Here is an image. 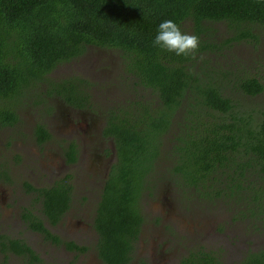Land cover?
<instances>
[{
	"label": "trees",
	"instance_id": "1",
	"mask_svg": "<svg viewBox=\"0 0 264 264\" xmlns=\"http://www.w3.org/2000/svg\"><path fill=\"white\" fill-rule=\"evenodd\" d=\"M217 24L231 33L218 37ZM259 27L264 29V0H0V128L18 121L14 99L34 82H47L49 91L66 103L89 107L87 80L47 79L53 67L82 55L88 46L120 51L125 70L152 91L150 97L139 95L103 114V135L114 145L115 161L94 214L95 249L102 263L130 261L143 221L138 201L150 188L149 176L169 133V173L178 186L211 197L217 194L212 179L225 175L229 194L247 199L251 213H264V110L259 121L237 111L224 87L234 73L213 62L232 42H257ZM234 75L232 87L244 95L263 92L258 76ZM34 134L39 142L49 137L42 124ZM65 156L68 162L76 160L72 143ZM250 171L258 176L257 187L246 182ZM66 179L37 189L26 185L39 198L42 217L30 210L22 217L31 230L54 241L58 237L45 221L55 224L68 207ZM65 245L85 249L71 241ZM0 252L4 260L7 254L30 263L40 260L20 238L0 235ZM177 264L221 261L199 248ZM237 264H264V246Z\"/></svg>",
	"mask_w": 264,
	"mask_h": 264
},
{
	"label": "rangeland",
	"instance_id": "2",
	"mask_svg": "<svg viewBox=\"0 0 264 264\" xmlns=\"http://www.w3.org/2000/svg\"><path fill=\"white\" fill-rule=\"evenodd\" d=\"M215 28L216 35L220 38L231 33L224 24H217ZM256 32L259 34L257 42L248 39L232 42L225 46L222 55L214 57L213 62L231 69L234 74L258 76L264 85L263 27H259ZM234 74H229L230 80H224V87L236 103L235 109L241 113L246 112L259 121L262 118L261 110H264V90L254 96L244 95L232 87L233 78L237 76ZM73 77L88 81L84 89L91 102L89 108L96 113L90 120L98 118L99 122L102 121V115L107 109L124 104L131 98L139 95L152 96L150 89L138 84L125 70L120 51L113 48L88 46L82 55L58 63L47 75V79L52 81ZM14 104L18 121L0 128V235L23 239L40 260L30 263L23 256L11 254H7L4 260L0 252V264H103L97 257L96 240L90 243L87 241L84 251L64 252L60 245L49 243L45 234H37L31 230L22 213L30 210L42 217L39 198L35 191L27 188V184L40 188L67 178L66 181L71 186V202L65 219L69 225L62 226L61 230L67 236L63 229L67 230L70 225L78 224L82 227L90 224L91 229V205L95 204V200L85 197L89 190L95 191L93 194L97 197L99 183L103 179L99 171L103 168L91 170L87 166L106 162L108 158L102 157L103 149H110V141L96 137L90 143L87 140L82 143L83 136L78 129L80 125L90 124L89 113L85 107L79 109L49 91L47 82H34L25 87L22 94L14 99ZM37 124H42L49 133V137L43 142L35 138L34 128ZM96 125L97 120L90 132H98L99 126L95 127ZM94 134L91 135L95 136ZM172 137V133L165 136L161 154L156 160L151 177L149 176L147 184L150 188L144 189L140 196V204L146 216L143 226L145 234L155 227L153 219L163 221L161 212H164L168 216L170 214L171 219L163 221L162 225L167 226L163 234L171 243H175L162 251L159 246L152 248L161 242L153 243V237L146 238L144 235L140 244L144 242L145 249H150V258L144 255L150 264H156L160 258H169L173 250L180 247H184L182 253L186 248H201L212 252H217L220 248L223 250L221 261L226 263L246 247L250 251L263 247L264 213L260 210L257 215L251 213L250 207H246L247 199L229 194L230 183L225 175H217L216 179H212L211 185L213 190H217V194L211 197H201L193 190L182 189L176 184L169 173L172 164L168 150ZM74 142L78 145L81 143L86 149L81 151L79 159L69 164L65 154L68 144ZM92 145L97 147L96 151L90 149L93 148ZM84 151H94L95 156L86 159L83 157ZM249 181L255 187L259 183L258 176L253 171L246 173V182ZM82 208L89 209V214L85 213L86 217L79 215ZM159 215L161 218L157 217ZM47 228L54 232L48 226Z\"/></svg>",
	"mask_w": 264,
	"mask_h": 264
},
{
	"label": "flooded vegetation",
	"instance_id": "3",
	"mask_svg": "<svg viewBox=\"0 0 264 264\" xmlns=\"http://www.w3.org/2000/svg\"><path fill=\"white\" fill-rule=\"evenodd\" d=\"M85 108H86L85 109L86 112L89 113V120L91 119L92 115L96 116V113L92 112L89 107H85ZM103 117H104V115H102V119H101L102 121H100L101 123L99 122L98 118H94L93 120H90V124L80 125V127L78 129L79 131H81L80 135L82 134V136H83V137H81L82 138V143L85 140L89 141V143H90L92 141V139H94L96 137H99V139L100 138L103 139V141L109 140L110 143H111L110 149H108V148L103 149L104 155L102 157L103 158L104 157L108 158L105 163L102 161L101 164L100 163L96 164V165L95 164H91V165L87 166V168L91 169V170L94 169V168L98 169V170L103 168L101 171H99V175L102 176L103 179L101 180V183H99L100 188H99L97 197H95L96 194H93V193H95V191H91V190L88 191V193H87V195L85 197L87 199L89 198L88 200H92V199L95 200L94 201L95 204L91 205L92 206V213H91V215H92V228L90 229V224L89 225L85 224L82 227H79L78 224L77 225H70L67 230L63 229V231L67 234V236L64 235V233L61 230V227L62 226L66 227L67 225H69L68 224V220L65 219V218H66V214L68 213V211H70L69 207H70L71 199H70L69 205L66 208V210L62 212V215H61L60 219L58 220V222H56L55 224H49V223H47L45 221V224L51 230L54 231V232H52V231L49 230L50 233L52 235H56L58 237V241H54L53 239H49L48 242L51 243L54 246L60 245L61 248L63 249V251L67 252V253H70L71 251H73L74 253H77V252H81V250L68 248V247H66L65 242L71 241V242L77 244L78 246H84L86 248V242L87 241L89 243L92 240H96L97 241V233H96V230L93 227L96 203L99 200V194H100V191H101V188H102V185H103V181L106 178V175H107V173L109 171V168H110L111 164H113V162L115 161V153H114V147H113L114 145H113L110 137L103 135V126L105 125V121H104ZM96 120H97V125L95 127H98L99 123H100V126H99L98 132L94 134V133H92L90 131H92V127H93L94 123L96 122ZM91 134H94L95 136H92ZM45 140H43V141H45ZM81 145H82L81 143H80V145H78L76 142H74V144H73V147H74V149H75V151L77 153L76 154V159L77 158L79 159V157L81 155V151L86 149V148H83ZM68 146H69V144H68ZM92 146H93V148H90V149L96 151L97 147H95L94 145H92ZM101 149H102V147H101ZM94 151H89L88 153H86L84 151L85 153H84L83 157L86 158V159H89V158L95 156V154L93 153ZM103 158H102V160H103ZM69 164H71V162ZM35 189H37V188H35ZM33 191H35V190H33ZM141 195H142V193H141ZM138 202H139L140 211H141L142 216H143V221H142V223L140 225V229H139L136 241L134 243L135 246H134V249H133L132 257H131L130 261L128 262V264H150V262L148 261L147 257L144 256V255H146V256H148V258H150V255H152V254H150V249H145L144 242H142L141 244H140V242H141V240L143 239V237L145 235L146 238L147 237H153L154 238L153 243L161 242V244H156V245L152 246V248H155V247L159 246L160 247L159 249L163 251V249L165 247H169L170 245H174L175 243H171L168 240V238L166 236H164L163 231L167 229V226H166V224L162 225L163 221H169L167 219H171V217H169L170 214L168 216L166 213L161 212V216H162L163 221L161 220V222H159L160 221L159 219H156V218L153 219L152 223H153V225H155V227L153 226V228L151 230H149V231L147 230V234H145V231L143 230V226H144V224L146 222V216H145V212L143 210V206H141V204H140V198H139ZM173 210H175V209H173ZM258 212H259L258 209H256V215L258 214ZM85 213H87V215L89 214V209L88 208H82L80 210L79 215H82V216L86 217ZM157 217L161 218L160 215L157 216ZM172 222L173 221H171V223ZM35 233L38 234L40 232L35 231ZM167 242H169V243H167ZM140 247H141V250H140ZM146 247H148V245ZM173 248H176V247H173ZM195 249H199V248H186L184 253H182V251L184 250V247H180L179 249L173 250V254L172 255L170 254L169 258H163V259L160 258L156 262V264H177L179 259L183 255H186L190 251L195 250ZM259 249L255 250V251H258ZM84 250H82V251H84ZM222 251L223 250H221L220 248L218 249L217 252L213 251L214 255H216L220 261L222 260L221 259L222 258L221 257L222 256ZM249 252H252V250L250 251V250H248V247H246L243 252L235 254V256L233 258H231L228 263H226L225 261H223V262L221 261L222 262L221 264H224V263L225 264H237ZM232 260H235V261L232 262Z\"/></svg>",
	"mask_w": 264,
	"mask_h": 264
}]
</instances>
